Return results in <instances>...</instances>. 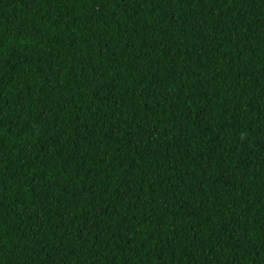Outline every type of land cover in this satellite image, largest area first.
I'll return each mask as SVG.
<instances>
[{
    "label": "trees",
    "instance_id": "obj_1",
    "mask_svg": "<svg viewBox=\"0 0 264 264\" xmlns=\"http://www.w3.org/2000/svg\"><path fill=\"white\" fill-rule=\"evenodd\" d=\"M0 264H264V0H0Z\"/></svg>",
    "mask_w": 264,
    "mask_h": 264
}]
</instances>
